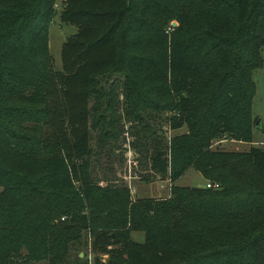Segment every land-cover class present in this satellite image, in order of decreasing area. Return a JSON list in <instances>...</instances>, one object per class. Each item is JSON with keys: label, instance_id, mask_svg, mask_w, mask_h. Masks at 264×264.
<instances>
[{"label": "trees", "instance_id": "trees-1", "mask_svg": "<svg viewBox=\"0 0 264 264\" xmlns=\"http://www.w3.org/2000/svg\"><path fill=\"white\" fill-rule=\"evenodd\" d=\"M59 1L0 0V264H90L89 240L94 264H264V148L212 149L224 136L253 142L264 0L60 1L78 33L57 71L49 31ZM162 9L178 27L156 24ZM117 74L164 81L143 109L169 110L172 129H188L168 144L158 137L150 154L151 174L172 182L162 202L94 184L92 112H116L102 82ZM204 74L214 80L202 89ZM190 168L221 188L176 186Z\"/></svg>", "mask_w": 264, "mask_h": 264}, {"label": "rangeland", "instance_id": "rangeland-1", "mask_svg": "<svg viewBox=\"0 0 264 264\" xmlns=\"http://www.w3.org/2000/svg\"><path fill=\"white\" fill-rule=\"evenodd\" d=\"M63 3L68 0H60ZM59 1L57 5L61 6ZM56 5V13L53 18L49 31V47L54 58V66L57 71L63 70L62 48L64 43L72 36L78 33V28L73 25L65 24L61 21V11ZM65 6V5H64ZM167 9H162L154 17H159L157 25L170 19V26L178 27V21ZM156 28V27H155ZM170 29L165 30L169 31ZM263 66L254 73L256 83V94L254 97L253 112H251L250 123L253 131V142L243 143L230 140L228 137H219L212 142L213 150L222 152L248 153L252 147L264 148V48L262 50ZM123 74L115 75L110 82L103 81L102 85L106 90L111 89V94L116 95L113 108L115 113L106 109L97 103L96 112H92L96 125L91 131V155L92 173L95 185L101 187L111 186L117 189L128 190L133 201L155 200L162 202L170 198L172 182L170 176L155 177L150 172V154L155 148H159L158 137L162 144L171 142L174 136H180L187 133L188 129L183 127L179 130H173L170 118L173 114L165 110L161 114L158 112H148L143 109V100L149 94V87L159 86L158 91L165 90L164 81H150L147 79L125 80ZM212 74H204L200 77V87L208 88L212 85ZM126 83V85H125ZM154 93H157L153 88ZM133 94L134 97L130 95ZM169 102L174 101L169 95L166 96ZM94 102V101H93ZM92 102V103H93ZM167 101H160L164 104ZM95 103H93V106ZM92 106V107H93ZM132 108V119H128L126 110ZM110 120L113 125H110ZM255 120L260 122L255 127ZM256 122V125H257ZM253 123V124H252ZM94 127V123H91ZM106 131L108 135H106ZM105 139V142L103 140ZM207 181L203 176L193 168H190L185 175L175 184L180 188H204ZM63 218L62 221H65ZM131 239L138 243L145 242V233L142 230L134 231ZM93 242L89 240L88 257L89 263L94 264L96 255L93 252ZM76 255L77 251H72ZM102 260L108 259L107 255H97ZM85 257V252L80 254ZM36 264H48L43 261Z\"/></svg>", "mask_w": 264, "mask_h": 264}, {"label": "built area", "instance_id": "built-area-1", "mask_svg": "<svg viewBox=\"0 0 264 264\" xmlns=\"http://www.w3.org/2000/svg\"><path fill=\"white\" fill-rule=\"evenodd\" d=\"M59 7H60V6L57 5V8H58V9H59ZM206 187H207L208 189H220V188H221V185L218 184V183L209 182V183H207Z\"/></svg>", "mask_w": 264, "mask_h": 264}, {"label": "water", "instance_id": "water-1", "mask_svg": "<svg viewBox=\"0 0 264 264\" xmlns=\"http://www.w3.org/2000/svg\"><path fill=\"white\" fill-rule=\"evenodd\" d=\"M260 122H257V125L256 126H259ZM114 237V236H113Z\"/></svg>", "mask_w": 264, "mask_h": 264}]
</instances>
